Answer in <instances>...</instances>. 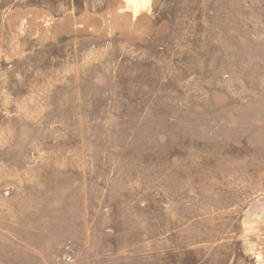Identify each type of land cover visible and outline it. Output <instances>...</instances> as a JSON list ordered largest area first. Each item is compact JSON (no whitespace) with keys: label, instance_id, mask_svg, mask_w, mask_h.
Wrapping results in <instances>:
<instances>
[{"label":"rangeland","instance_id":"obj_1","mask_svg":"<svg viewBox=\"0 0 264 264\" xmlns=\"http://www.w3.org/2000/svg\"><path fill=\"white\" fill-rule=\"evenodd\" d=\"M0 264H264V0H0Z\"/></svg>","mask_w":264,"mask_h":264}]
</instances>
